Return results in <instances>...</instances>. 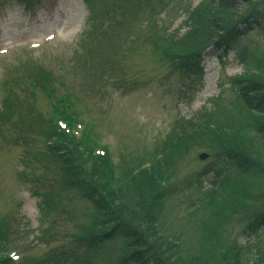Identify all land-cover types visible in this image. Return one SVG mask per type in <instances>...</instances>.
<instances>
[{"label": "rangeland", "instance_id": "1", "mask_svg": "<svg viewBox=\"0 0 264 264\" xmlns=\"http://www.w3.org/2000/svg\"><path fill=\"white\" fill-rule=\"evenodd\" d=\"M199 1L201 0H93L90 12L81 0H31L29 3L0 0V103L8 95L12 103L16 102L18 105V114H24L20 105L30 106L31 111L36 113L38 118L29 123L34 128L26 131L33 141L31 149L42 151L46 138L43 132L48 129L54 115L52 104L70 92L65 83L64 87L56 85L55 90L53 86L51 89L40 83L33 85L35 81L31 77L44 82L46 79L33 73L35 70L30 65L31 61H36L37 65L38 61L43 62L44 65H38L42 69L41 73L46 71L45 66L54 70L62 65L70 68L72 77L75 70L84 77L87 72L85 64L89 59L87 50L95 51V62L103 63L107 68L101 78L94 74L93 91L98 99L79 105L73 102L75 110L81 113L85 121L86 118L87 121L93 120L91 128L88 127L92 135L93 130L103 137L112 134L118 150L120 148V151L126 153H141L155 141L161 140L155 142L158 146L161 145L164 134L177 119L187 116L194 122L200 121L204 119L208 109H215L220 114L215 121L220 126L222 123L227 124V131L219 130L221 133L214 136V141L205 136L199 147L185 152L172 168L175 173L172 180L183 179L195 169L201 168L203 162L209 163V157L205 161H198L199 152L213 154L226 148L225 136L234 135V130L238 132L236 137L247 146L252 136L247 134L246 128L232 114L228 116L232 122L229 123L217 107L223 105L218 98L221 91L229 86V77L241 72L236 56L230 54L226 60H221L220 55L212 57L206 65L203 81L190 88L181 85V75L174 71L173 64L165 57L171 56L175 49L180 51L189 46L202 45V42L193 39H205L211 24L209 15L199 12L194 15L192 39L172 41L173 36L180 37L185 34L184 31H188L183 23L187 18L185 9L189 5L194 9ZM240 2L237 1L236 4L241 6ZM88 17H91V21L86 20ZM88 22L94 29L89 27ZM84 31H88V34H82ZM97 31L106 36L95 38ZM239 44V47H245L250 52L255 48H262L264 34L254 31L241 39ZM214 58L224 62V66L220 67L219 60ZM128 84L133 85L125 92L124 87ZM53 92L55 98L47 96ZM225 95L220 100L229 107L231 97ZM99 139L94 135L93 145H98ZM19 156L21 154L18 149L0 141V219L12 215L20 231L17 239L8 237L3 246L13 249L17 245L24 257V264H34L61 241L68 242L84 223V219L80 215L77 222L74 220L73 228L59 222L58 227H52L49 236L61 235L62 240L54 243L55 240L51 237L47 241L49 246H44L38 240L40 237L37 238L36 200L24 190L26 186L16 179L15 171L21 166ZM146 160L150 158L146 156ZM209 181H212V175L209 176ZM199 197L200 193L196 191L174 196L164 205L163 222L158 227L159 237L166 242L172 241L171 244L179 242L178 248H184L186 256L195 249L198 225L185 220L184 214L187 207L199 200ZM262 211L264 198L255 194L243 212L222 222L213 244L217 254L220 250L228 249L236 234L251 221V216ZM47 224L43 226L47 227ZM5 229L6 227L0 228V233L5 235ZM252 243L255 245L256 240ZM119 254L120 247L111 244L90 257V261L95 264H115Z\"/></svg>", "mask_w": 264, "mask_h": 264}, {"label": "trees", "instance_id": "2", "mask_svg": "<svg viewBox=\"0 0 264 264\" xmlns=\"http://www.w3.org/2000/svg\"><path fill=\"white\" fill-rule=\"evenodd\" d=\"M84 1L90 6L89 0ZM221 2L230 6L234 4L233 0ZM202 8L199 11H208L206 7ZM261 15L264 19V8ZM221 22L213 18V32L207 38L210 44L225 34L215 45L218 48L227 47L239 32L229 31ZM192 35L193 32L189 40ZM195 47L189 46L180 51L175 49L171 56L163 55L172 59L177 56L185 63L196 66L198 50L193 52ZM233 85L249 109L238 122L244 127L246 124L254 136L252 143L247 142L248 145L244 146L243 141L236 137L237 131L234 130L235 134L229 137L223 135L226 137V148L221 150L219 164L227 166L230 173L218 176V180L205 194L209 201L203 203L201 215L199 213L190 217L191 221L199 222L195 249L191 251H195L197 257L188 258L184 254L186 251L162 240L159 230L155 228L161 215L160 202H166L172 195L190 186L202 185L204 173H194L189 179L160 188L165 172L182 155L187 141L173 146L170 143L175 136H172L167 144L169 153L164 154L153 168L133 175L124 174L118 181L110 172L107 158H93L91 155L84 158L75 143L51 131L46 137L58 138L51 146H44L42 151L31 149V146L23 149L19 156L22 170L15 171L16 178L29 186L30 194L37 200L40 228L54 214L58 218L64 217L66 222H77L82 215L84 223L70 237L69 245H62L34 264H95L90 261V257L113 243L121 247L116 264H242L243 251L235 244L238 240L228 249L220 250L219 254L213 244L222 222L243 212L256 192L263 190L264 194V55L252 59L245 74L236 79ZM3 104L0 122L9 123L14 114L12 104L9 100H4ZM23 126L21 123L17 130ZM26 128L31 129V126L27 125ZM21 132H25L24 129ZM76 200L82 204L75 203ZM260 229L264 235V214L256 213L242 234L248 237L249 233L255 234ZM50 233V229H40L38 240L46 243L45 239ZM262 243L256 248V258L251 264H264V241ZM0 264L13 262L1 255Z\"/></svg>", "mask_w": 264, "mask_h": 264}]
</instances>
